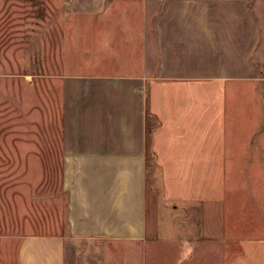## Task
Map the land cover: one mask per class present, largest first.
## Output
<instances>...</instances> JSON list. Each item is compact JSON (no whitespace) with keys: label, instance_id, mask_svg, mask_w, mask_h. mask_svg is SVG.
<instances>
[{"label":"crops","instance_id":"crops-1","mask_svg":"<svg viewBox=\"0 0 264 264\" xmlns=\"http://www.w3.org/2000/svg\"><path fill=\"white\" fill-rule=\"evenodd\" d=\"M140 32L132 70L62 78L67 233L16 264H264V0H142Z\"/></svg>","mask_w":264,"mask_h":264},{"label":"rangeland","instance_id":"rangeland-1","mask_svg":"<svg viewBox=\"0 0 264 264\" xmlns=\"http://www.w3.org/2000/svg\"><path fill=\"white\" fill-rule=\"evenodd\" d=\"M141 12L142 0H0V264H16L22 236L67 233L62 78L132 70ZM155 189L150 209L162 207ZM72 248L67 264H99Z\"/></svg>","mask_w":264,"mask_h":264}]
</instances>
